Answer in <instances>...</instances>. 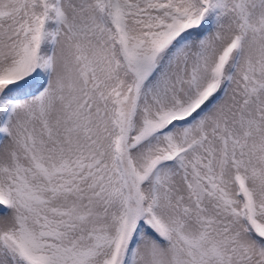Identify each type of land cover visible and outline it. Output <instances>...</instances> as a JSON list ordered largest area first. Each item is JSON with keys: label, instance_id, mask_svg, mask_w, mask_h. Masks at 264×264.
Wrapping results in <instances>:
<instances>
[{"label": "snow or ice", "instance_id": "obj_1", "mask_svg": "<svg viewBox=\"0 0 264 264\" xmlns=\"http://www.w3.org/2000/svg\"><path fill=\"white\" fill-rule=\"evenodd\" d=\"M0 264H264V0H0Z\"/></svg>", "mask_w": 264, "mask_h": 264}]
</instances>
